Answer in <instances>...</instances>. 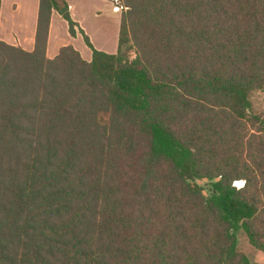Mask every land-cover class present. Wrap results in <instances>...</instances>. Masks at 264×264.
<instances>
[{"label":"trees","instance_id":"1","mask_svg":"<svg viewBox=\"0 0 264 264\" xmlns=\"http://www.w3.org/2000/svg\"><path fill=\"white\" fill-rule=\"evenodd\" d=\"M123 2L115 52L83 33L89 60L47 55L52 11L74 24L58 0L33 50L0 38V264H253L264 0Z\"/></svg>","mask_w":264,"mask_h":264},{"label":"rangeland","instance_id":"2","mask_svg":"<svg viewBox=\"0 0 264 264\" xmlns=\"http://www.w3.org/2000/svg\"><path fill=\"white\" fill-rule=\"evenodd\" d=\"M78 1L84 3L85 1L87 2L89 0ZM58 3L60 4V7H63L65 4H67L68 11L69 13L71 12L67 0H58ZM105 5L106 7H104V9L102 8L99 12H97L99 14H96L92 17L93 19H91V25L94 26L88 28L87 33L86 29H82L76 20L72 18L74 24L70 25V22H68L58 12L61 18L64 19V22L62 20V25L56 26L54 28V34L51 41V51L53 53H58L63 46L73 45L77 50L80 51L85 59H89L91 57L92 50L84 40L83 33H86L89 36L94 46L102 49L115 50L118 43L121 16L126 7L124 6L123 0H114V4L110 2L108 4L106 3ZM115 7H117V10H115ZM99 21L104 24L105 27L103 29L96 27L95 24H98ZM72 27L75 31L74 34L71 32ZM6 30L13 32L12 38L15 39V41H18V39L21 37L17 29L13 30L8 28ZM253 102L258 109H264V93H256L253 96ZM237 185L242 186L243 182H237ZM238 247L242 252L249 256L253 264H264V251L254 247L249 242L245 233L241 230L238 232Z\"/></svg>","mask_w":264,"mask_h":264},{"label":"crops","instance_id":"3","mask_svg":"<svg viewBox=\"0 0 264 264\" xmlns=\"http://www.w3.org/2000/svg\"><path fill=\"white\" fill-rule=\"evenodd\" d=\"M67 2L70 7L72 18L79 23L82 29H86V33L88 32V28L94 26L91 25V19H93L92 17L99 14L97 12H99L102 8L104 9V7H106V3L108 4L111 2L114 4V0H89L87 2L85 1L86 3L79 2L78 0H67ZM39 7L40 0H2L0 11V38L10 44L19 45L26 50H33L35 46ZM115 10H117V7H115ZM62 20L64 22V19L61 18L58 11L54 9L50 19L47 45V55L49 57H54L57 54V52L53 53L51 51V41L54 34V28L56 26H61ZM95 25L99 29H103L105 27L100 21ZM8 28L18 30L21 35L18 41H15V39L12 38L13 32L6 30ZM98 49L105 50L107 52L116 51V49ZM89 59H91V57Z\"/></svg>","mask_w":264,"mask_h":264}]
</instances>
